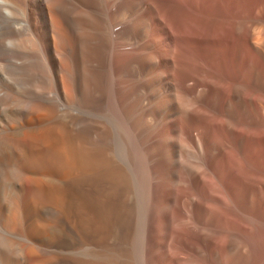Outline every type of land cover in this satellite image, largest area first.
Instances as JSON below:
<instances>
[{
	"label": "bare ground",
	"instance_id": "obj_1",
	"mask_svg": "<svg viewBox=\"0 0 264 264\" xmlns=\"http://www.w3.org/2000/svg\"><path fill=\"white\" fill-rule=\"evenodd\" d=\"M242 30L238 0H0V117L18 121L15 133L0 121V190L16 187L9 202L0 191V260L129 264L134 236L128 245L106 234L95 246V183L128 189L138 182L136 149L152 132L161 133L167 157L149 159H161L173 185L182 181L180 170L194 179L219 162L225 151L215 136L223 125L232 130L241 112L264 115L252 65L257 45L264 49V23L243 46ZM40 45L41 61L33 54ZM115 105L133 114L131 133L111 117ZM78 140L96 148H79ZM67 172L73 179L52 182ZM63 188L91 201L92 226L71 202L63 204ZM162 207L165 232L175 217L169 204ZM56 226L71 238L53 249Z\"/></svg>",
	"mask_w": 264,
	"mask_h": 264
},
{
	"label": "rangeland",
	"instance_id": "obj_2",
	"mask_svg": "<svg viewBox=\"0 0 264 264\" xmlns=\"http://www.w3.org/2000/svg\"><path fill=\"white\" fill-rule=\"evenodd\" d=\"M238 10L240 21L243 23L242 44L264 23V0H238ZM33 54L41 61L42 46H38ZM254 56L252 65L255 73H258L259 82L255 96L264 98V49L257 45ZM244 59L245 57L241 61L240 79L246 81L248 65L244 63ZM206 109L210 111L211 107ZM41 115L40 117H45ZM127 115L123 105H115V110L111 112V117L120 122L123 131L127 129V133H131L133 124L129 121L133 120L134 116ZM237 117V128L229 130L223 125L222 133L215 136L216 142L222 145L225 151L219 162L209 166L208 170L197 178H190L180 170L182 181L173 185L163 176L162 163L159 161L167 156L163 146L157 142L160 132L149 133L148 139L151 140L145 138V144L136 149L137 152L139 149L136 156L141 165L138 170V182L130 184L128 189L116 188L109 180L98 178L93 198L94 215L96 214L95 246L101 244V239H104L106 234L128 242V245L134 236L127 249L129 264H264V115L257 110L254 115L241 112ZM188 118V125L195 124L193 117ZM0 121L8 127L6 133L17 132L16 119L0 117ZM1 122L0 135L3 134L4 128ZM240 138L242 143L237 145L236 141ZM251 139H254L251 144L253 147L250 145ZM78 141L76 145L81 143L77 145L79 148H96V144L82 140L84 146L88 144L84 147L83 142ZM151 154H158L161 159L155 164L149 159ZM190 158L193 159L189 156ZM10 168L12 172L20 170L13 162ZM70 176L68 172L62 173L55 181H51L63 185L73 179V176ZM8 184L1 186L5 199L9 202L16 187L13 182ZM168 184L171 187H168ZM72 190H60L63 204L67 207L71 202L78 213L83 212L79 213L82 221L86 222L87 226H92L91 201H77L73 196L75 190ZM2 195L4 196V193L0 194V204L4 201ZM123 199L124 204L121 203ZM166 203L171 207L168 213L175 219L165 232H161L162 206ZM58 229L60 230V227L56 226V235L50 242L53 249L62 241L70 242L71 237L67 232H60ZM232 238L241 245L238 247V244H232ZM115 241L113 239V243ZM2 254L4 256L6 253ZM65 257H61L58 264H75ZM0 261V264H6L3 259Z\"/></svg>",
	"mask_w": 264,
	"mask_h": 264
}]
</instances>
